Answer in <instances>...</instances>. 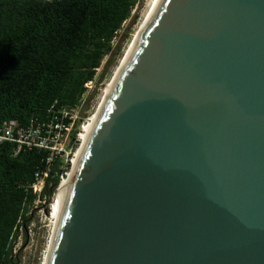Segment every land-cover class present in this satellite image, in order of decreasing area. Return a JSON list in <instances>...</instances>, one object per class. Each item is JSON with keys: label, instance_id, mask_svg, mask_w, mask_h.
Returning a JSON list of instances; mask_svg holds the SVG:
<instances>
[{"label": "water", "instance_id": "obj_1", "mask_svg": "<svg viewBox=\"0 0 264 264\" xmlns=\"http://www.w3.org/2000/svg\"><path fill=\"white\" fill-rule=\"evenodd\" d=\"M120 68L43 264H264V0H160Z\"/></svg>", "mask_w": 264, "mask_h": 264}, {"label": "trees", "instance_id": "obj_2", "mask_svg": "<svg viewBox=\"0 0 264 264\" xmlns=\"http://www.w3.org/2000/svg\"><path fill=\"white\" fill-rule=\"evenodd\" d=\"M136 2L0 0V128L8 121L18 128L32 120L47 126L61 108L80 106L84 85L119 50L112 46L115 33ZM15 148L0 143V264H14L18 230L27 226L37 199L53 198L64 167L62 158L52 159L38 195L31 187L50 152L23 148L15 155Z\"/></svg>", "mask_w": 264, "mask_h": 264}, {"label": "rangeland", "instance_id": "obj_3", "mask_svg": "<svg viewBox=\"0 0 264 264\" xmlns=\"http://www.w3.org/2000/svg\"><path fill=\"white\" fill-rule=\"evenodd\" d=\"M153 1L154 0H137L130 18L118 31L117 38L112 46L114 50L118 48L119 50L103 59L101 67L97 70L95 80L87 86L82 107L76 110L77 117L81 119V123L83 121H89L100 107L99 105L102 103L104 93L123 62ZM80 124L78 125L76 123V126L79 127ZM80 144L81 143H78V146L73 145V148L77 149ZM64 149H67L69 153L71 152V155H76V149H72L71 151V143L70 145L66 143ZM56 193L57 189L54 191L53 198ZM53 198L48 200V198L41 197L35 201L33 207L29 210L27 214L29 218L27 226L18 230V236L13 243L12 258L14 264H43L48 250L53 225L56 221L53 216Z\"/></svg>", "mask_w": 264, "mask_h": 264}, {"label": "built area", "instance_id": "obj_4", "mask_svg": "<svg viewBox=\"0 0 264 264\" xmlns=\"http://www.w3.org/2000/svg\"><path fill=\"white\" fill-rule=\"evenodd\" d=\"M117 34L118 32L115 33L113 43L117 38ZM90 83L91 82L86 83L84 87L87 89V86ZM82 103L83 100L80 106H78L77 108H61L58 111L61 117L58 119L54 118L56 121L55 123H53L52 119L47 126L43 123L39 124V122H37L36 120H32L27 127L18 128L16 122L8 121L0 128V143L10 142L15 144V155L23 148H36L38 150L43 149L50 152L49 157L46 161V169L35 175V182L31 187L33 193L40 194V192L42 191L45 178L48 174V167L53 158H62L64 162V167L62 168V172L59 176V185H61L68 179L73 161L80 147L79 146L76 149L73 148V145L78 146L77 144L82 142L81 136L84 132V128L90 121H83L81 123V119L77 117L76 110L82 107ZM76 123L78 125L80 123L81 124L78 127L76 126ZM66 143L68 145H70L71 143V151L72 149H76V155H71V152L69 153L67 152V149H64Z\"/></svg>", "mask_w": 264, "mask_h": 264}, {"label": "bare ground", "instance_id": "obj_5", "mask_svg": "<svg viewBox=\"0 0 264 264\" xmlns=\"http://www.w3.org/2000/svg\"><path fill=\"white\" fill-rule=\"evenodd\" d=\"M160 2V0H154L153 1V4H152V6L150 7V9H149V11H148V13L146 14V16H145V19L143 20V23L141 24V26L139 27V29H138V31H137V33H136V35H135V37H134V39H133V41H132V43H131V46L129 47V49H128V51H127V53H126V55H125V57H124V59H123V62L121 63V65H120V67L122 66V64L124 63V61L126 62L127 61V59H128V57H129V55H130V53H131V51H133V49H134V47H135V45H136V43H137V41H138V39L140 38V35L142 34V32L144 31V28H145V26L147 25V23L149 22V20H150V18H151V16H152V14L154 13V11H155V9H156V7H157V5H158V3ZM118 68V70H117V72H116V74L114 75V77H113V79H112V82L108 85V87H107V89H106V91H105V93H104V97H103V99H102V103L99 105L100 107H99V110L101 109V107H102V105H103V103H104V101H105V99H106V97H107V95L109 94V92H110V90H111V87H112V85H113V82L116 80V78H117V75H118V73H119V69H121V68ZM98 110V111H99ZM96 118V116H93L92 118H90V121L87 123V125L85 126V128H84V132H83V134H82V136H81V139H82V142L81 143H84L85 141H86V137H87V135H88V133L90 132V130H91V127H92V125H93V123H94V119ZM79 155V154H78ZM78 155H76V158H75V160L73 161V164L76 162V159L78 158L77 156ZM67 181H65V182H63L62 184H61V186H60V188L57 190V193H56V195H55V197L53 198V213H54V217H55V219H56V221L58 220V218H59V215H60V212H61V209H62V205H63V202H64V199H65V193H66V189H67V183H66ZM56 221H55V223H56Z\"/></svg>", "mask_w": 264, "mask_h": 264}]
</instances>
